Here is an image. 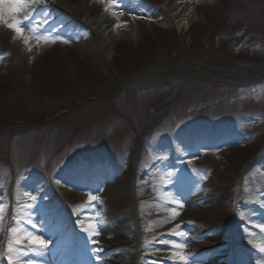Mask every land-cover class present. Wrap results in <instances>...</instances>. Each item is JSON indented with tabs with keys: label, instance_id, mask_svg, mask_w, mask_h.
<instances>
[{
	"label": "rangeland",
	"instance_id": "1",
	"mask_svg": "<svg viewBox=\"0 0 264 264\" xmlns=\"http://www.w3.org/2000/svg\"><path fill=\"white\" fill-rule=\"evenodd\" d=\"M70 1L77 8L71 11L74 17L80 16V7L90 10L92 16L105 13V27L116 28L119 34L102 43L99 35L88 29L58 20L46 0H22L23 10L14 15L23 21L31 54L20 60L14 52L19 34L7 27L13 15L8 11L12 0L0 3V188L5 189L0 191V246L6 235L8 209L15 215L9 250L32 245L28 238L35 233L26 231L21 220L31 223L33 214L44 207L42 194L31 196L30 185L27 187L29 179L36 177L35 188L42 187L47 198L65 199L75 213L86 263L130 264L132 251L120 245V240L134 238L129 192L134 169L141 168L137 186L139 183L138 190L143 191L141 202L143 195L147 198L143 206L147 232L166 225L162 230L167 235L189 236L173 255L165 249L156 252L155 239L149 241V250L173 262L180 261L179 253L185 257L184 264H190L191 239L196 243L194 236L200 230L217 232L213 228L216 223H233V213H229L237 195L242 196L243 207L255 210L256 189L263 195L258 199H263L264 206V0ZM151 2H166L168 8L173 4L191 7L194 14L188 28L178 31L160 25L154 15L167 8ZM130 27L135 36L129 34ZM154 69L164 72L154 75ZM192 71L189 78L179 77ZM140 72L151 81L132 87L131 76ZM254 142L260 146L255 148ZM222 145L229 147L219 148ZM205 149L215 151L207 154ZM173 150L193 158L185 164L186 170L190 176L195 173L196 185L201 188L203 184L206 196L212 197L206 213L187 215L207 221V226L197 225L200 230H178V223L188 221L186 211L179 210L177 216L157 211L152 199L156 188L157 197L170 202L161 187L168 184V178L183 179L185 170L167 175L165 180L159 177L165 166L160 158L174 155ZM94 155L100 158L91 160ZM83 156L89 159L80 162ZM108 161L109 172L118 177L115 181L99 186L96 178L89 177L93 180L79 188L62 180L69 177L73 181V174L83 175V168L94 176ZM149 172L159 177L158 184L145 183ZM84 185L94 188L86 192ZM91 192L97 196L96 206L89 200ZM236 204L239 207L240 203ZM63 205V201L56 203L55 214ZM164 213L163 223L152 218ZM263 216L261 211L246 218L240 210L237 221L254 225V219ZM222 231L218 234L225 236ZM224 241L225 237L221 243ZM203 255L217 259L226 251ZM11 257L20 256L13 251Z\"/></svg>",
	"mask_w": 264,
	"mask_h": 264
},
{
	"label": "bare ground",
	"instance_id": "2",
	"mask_svg": "<svg viewBox=\"0 0 264 264\" xmlns=\"http://www.w3.org/2000/svg\"><path fill=\"white\" fill-rule=\"evenodd\" d=\"M202 1L205 0H198L197 2ZM53 2L60 5L63 9H65V11H72L73 9H77L72 5L70 0H53ZM162 7L164 9L167 8V10H165L166 12L164 13V15L158 14V12H156V14L154 15L156 19L160 22V24L167 27L175 25L177 29L181 31L188 28L191 21L190 18H192L191 16L192 14H194V12L191 10V7L187 6L186 4H173L171 7L168 8L166 2H163ZM83 8L84 7H80V9H78L80 12V17L86 23L91 24L93 31L95 32V34L99 35L100 41L102 43L107 42V40H109L111 37L119 34L118 29H107L105 27V13H101L98 16H92L90 10H84ZM128 32L131 36H135L136 34L134 28L132 27L128 29ZM24 37H27V33L23 32L22 34H19V37H17L14 43V52L17 54L20 60L25 54H31V41L28 40V43L26 44L24 42ZM149 81L150 78L148 77L136 75L133 79H131V85L143 86L146 85ZM81 178L84 177H80V180Z\"/></svg>",
	"mask_w": 264,
	"mask_h": 264
},
{
	"label": "snow or ice",
	"instance_id": "3",
	"mask_svg": "<svg viewBox=\"0 0 264 264\" xmlns=\"http://www.w3.org/2000/svg\"><path fill=\"white\" fill-rule=\"evenodd\" d=\"M3 2H4V0H0V3H3ZM22 10H23L22 0H12V3L9 5L8 11L11 14H13V15L11 16V21L7 22V27L9 29L13 30L17 34H22L25 31L24 27H22L23 21L17 19L15 17V15H14L15 13H17L19 11H22ZM27 19L28 18L25 17V20H27ZM29 30H31V29H29ZM28 40H29L28 37H24V42L26 44L28 43ZM32 199L36 200V197H32ZM96 199H97V197L95 195H92V194L89 195V200L90 201H96ZM94 234L98 235V233H94ZM180 234L184 235V233H180ZM28 239L30 240V243L33 244V245H39V246H41L43 248H46L48 246V242H46L45 240L41 239L40 236H30ZM89 242L93 243V244L97 243V241L91 240V239H90ZM175 247L176 248H180L182 246L179 245V244H176ZM91 251L99 252V251H101V249L95 248V249H91ZM260 251L264 252V248H261ZM176 255L178 256V259L180 261H184L185 260V257L183 255H180L179 253H176ZM8 259H9V264H12L11 257H9ZM97 259H99V257H97ZM29 264H31V261H29ZM258 264H260V262H258Z\"/></svg>",
	"mask_w": 264,
	"mask_h": 264
}]
</instances>
